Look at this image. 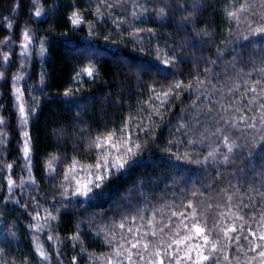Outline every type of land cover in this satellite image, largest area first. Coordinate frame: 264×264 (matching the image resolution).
<instances>
[{
    "label": "trees",
    "instance_id": "trees-1",
    "mask_svg": "<svg viewBox=\"0 0 264 264\" xmlns=\"http://www.w3.org/2000/svg\"><path fill=\"white\" fill-rule=\"evenodd\" d=\"M242 6L230 20L226 10ZM261 26L264 0H0V264H73L74 257L75 264H107L119 245L141 237L150 247L134 249L145 259H133L148 264L169 237L187 235L183 228L173 235L182 217L172 213L193 209L218 244L217 264H249L253 244H264V36L250 34ZM25 29L32 39L23 82L31 159L24 190L12 192L7 180L20 169L22 140L9 77L15 60L6 65L3 52ZM87 66L95 74L77 76ZM176 83L183 87L163 97ZM126 121L140 145L131 166L90 198L72 196L62 180L73 159L95 164L94 138L119 134ZM48 213L56 219L36 232L32 225ZM231 226L238 240L220 231ZM185 245L173 254L182 256ZM195 259L193 251L181 264Z\"/></svg>",
    "mask_w": 264,
    "mask_h": 264
},
{
    "label": "snow or ice",
    "instance_id": "snow-or-ice-1",
    "mask_svg": "<svg viewBox=\"0 0 264 264\" xmlns=\"http://www.w3.org/2000/svg\"><path fill=\"white\" fill-rule=\"evenodd\" d=\"M35 3V0H33ZM104 0H101V3H103ZM111 7V5H109ZM99 12V9H97ZM245 11V8L242 6L237 11H227L226 13L228 17L231 19H238V12ZM37 16L40 15V9H37L36 13ZM71 23L73 26H79L82 23L81 17L78 13L73 12L71 17ZM250 34L252 36L262 35L264 36V26L257 27L255 29H251ZM24 41L27 42L24 45V52L21 53V55H26L27 48L30 44V35L28 31H25L23 34ZM247 38V37H246ZM44 49L41 48V54H43ZM5 59H7V56H5ZM163 63L167 64L169 61L165 60ZM81 74H87L89 77L93 76L95 74V69L92 66H87L81 69L80 72L77 73V76H80ZM0 78H3V73H0ZM21 79L20 76L14 77L15 81H19ZM183 87L182 83H176L172 88L169 89L167 92H163V97H168L172 94L174 90L180 89ZM254 91V89H252ZM72 94L71 89H68L65 91V96H70ZM15 95V101L17 102L18 112H19V118L22 125L27 124V113H26V106L25 102L23 100V92L19 87H16L14 90ZM160 97H157L159 99ZM165 101H161V103H164ZM251 103V101H250ZM260 107L264 109V104H261ZM131 119V117H130ZM151 119V117H149ZM0 123H2V119H0ZM261 123H264V113L261 114ZM250 127L252 125H249ZM142 127V125H141ZM24 137V146H23V155L26 161H30L31 159V149H30V140L28 138V133L25 131L23 133ZM92 147L97 150V161L95 164L85 165L83 166V170L86 173L87 178L83 181L79 178H77V167L79 165V161L76 159H73L71 166L68 168L67 172L65 173L64 179L66 181L72 179L75 180V191L71 193L72 196L75 197H85L90 198L96 189H101L105 183L113 176L117 175L118 173L123 172L127 167L131 166V161L133 157H135L138 154V151L140 149L139 144H134L132 142V135L128 133V122H125V128H122L119 130V134L117 130L113 129L111 131H108L106 133H101L97 135L93 142ZM211 155V153L209 154ZM55 159V158H53ZM9 168H12L13 165L9 164ZM53 165L50 161L48 163V169L52 170ZM30 170V169H29ZM9 190L13 187H15V182L11 177L7 180ZM195 195V193H193ZM188 208H193V205L189 203L187 205ZM211 207V205H209ZM181 216L182 219L180 220V225L177 228V232L173 235H176L179 232L180 228H183L187 231V235H184L182 237L173 239L172 237H169V240L171 241L166 245V248L164 252L162 253L159 248H157L154 252L150 253V256L154 259H149L148 264H164L165 257L169 259V261H175V264H181L182 261H189L192 260V253L195 251L196 259L192 261V264H205V262H211V264H217L215 257L216 252L218 249V244L213 243L209 239L210 233L206 229V227L201 226L199 221L195 220V209H193L191 215H186L184 213H176L173 212L172 216ZM222 216L224 214H221ZM40 214L37 213L36 216L33 217V219H39ZM44 219V224H35L32 225V227L35 229L36 232H40L48 223V220H55L56 217L52 216L51 213H48ZM132 220H136V217L133 216L131 218ZM141 220L144 219L143 216L140 217ZM237 219H242V217H237ZM128 220V217H124L123 220L118 225L119 228L124 229L126 224L125 221ZM193 221L191 223V228L188 227V224L185 223V221ZM262 221H264V217H262ZM148 225L153 224V219L147 220ZM262 227H264V223L261 224ZM166 227V226H165ZM128 231L135 235V232L132 228H129ZM136 231H139V229H136ZM161 232L164 231L163 228L160 229ZM220 231L223 234L224 238H228L229 240L235 239L238 240L239 236L232 237V233L237 232V228L235 226L231 227H225L220 229ZM149 235V233H145L144 236ZM152 236H156L157 233L155 231L151 232ZM253 236H255V233H252ZM193 238H199L204 241V245H201L199 243L197 244H187L185 245L186 241H192ZM36 240V251L39 254V257L41 260H47L48 255L47 253L41 248L40 244L38 243V238H34ZM53 239V237H49V240ZM144 237H141L140 239H137L135 242L132 241H125L129 247L125 248L123 244L119 245L117 250L114 252L112 257H109L107 259V264H120V261L117 260V257H122L129 262V264H135V260L133 259L134 255L138 257L139 260L143 261L145 259V256L143 255V252H133L134 249L143 248L145 251L150 247V243H143ZM247 239V237H245ZM260 241H264V233H261L258 237ZM111 243V241H109ZM208 244H211V249L209 250L208 254H205L204 247ZM185 245V248L183 249V255H174L173 254V246H175V250L177 253H179L182 249L181 246ZM120 249H123L121 251ZM257 249H264V244H253L252 248L250 249L253 252H257V256H253L251 260H256L257 258L260 259L261 264H264V250L257 251ZM126 253V255H125ZM75 257L73 258V264H75ZM98 259V258H97ZM228 258L225 257V260ZM251 260L249 261V264H251ZM239 264V262H238Z\"/></svg>",
    "mask_w": 264,
    "mask_h": 264
},
{
    "label": "rangeland",
    "instance_id": "rangeland-1",
    "mask_svg": "<svg viewBox=\"0 0 264 264\" xmlns=\"http://www.w3.org/2000/svg\"><path fill=\"white\" fill-rule=\"evenodd\" d=\"M25 31H28V30L25 29L22 32V36H21L20 40L17 41L16 43L7 44V48L3 52L4 62L6 65L9 64V62L11 61V58H13L15 60V63L13 65V69L10 72L9 77H10V82H11V95L13 98V105H14V108H15V111L17 114V123H18V128H19L21 140H22V145H21L22 163H21L20 169L18 170V173H16L14 175V177H12L13 181L15 182V187H13L11 189L12 192H16V191L21 192V190L23 191L24 190L23 187L26 185V183L28 182V178H29V174L26 171L28 161L25 160L24 155H23V151H22L23 146H24L23 133L25 131H27V133H28L29 113H28V109L26 107L27 124L22 125L20 118H19L17 102L15 101V95H14V90L16 87H19L21 89V91L23 92V82L26 79L28 69H29V60H30V54H31V50H32L31 36H30V44L27 48L26 55H21V53L24 52V45H25V43H27L24 41V37H23V34ZM28 33H29V31H28ZM29 35H30V33H29ZM5 56H7V59H5ZM16 76H20L21 79L19 81H15L14 77H16ZM23 100H24V96H23ZM24 102H25V100H24ZM25 106H26V103H25ZM67 170L65 171V173L67 172ZM64 176H65V174H64ZM64 176H63L62 183H64L67 188L73 190V192H74L75 191V180L70 179V180L66 181L64 179ZM77 178L81 179L82 181L87 178L86 173L83 170V166L77 167ZM258 264H261V261Z\"/></svg>",
    "mask_w": 264,
    "mask_h": 264
}]
</instances>
